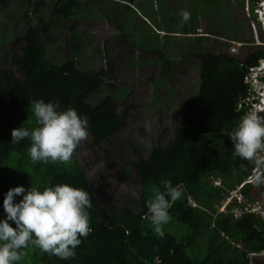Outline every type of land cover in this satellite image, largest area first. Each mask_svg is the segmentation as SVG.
<instances>
[{
    "label": "trees",
    "instance_id": "trees-1",
    "mask_svg": "<svg viewBox=\"0 0 264 264\" xmlns=\"http://www.w3.org/2000/svg\"><path fill=\"white\" fill-rule=\"evenodd\" d=\"M167 1L170 0H20L25 11L9 17L14 23L20 18L23 25L18 36L20 53L12 55L18 75L5 68L0 70V219L6 215L2 207L4 194L17 186L27 190L33 185L42 190L69 184L86 190L92 202L88 210L91 232L81 238L73 259L61 260L30 247L20 264H248L250 260L252 264H264V255L248 256V252L264 251V222L251 213L234 217L216 212L227 189L249 175L253 167L232 157L228 134L249 111L240 104L247 95L245 71L264 56V47H250L241 59L221 51L198 49L196 43L203 44L202 35L206 33L205 27L203 32L195 31L203 0H191L200 5L191 10L190 20L178 27L180 32H175L176 26L169 19L174 14ZM41 5L46 8L39 14ZM240 6L243 0H238L237 7ZM165 10H169L168 20ZM138 14L140 20L131 26ZM88 16L106 20L118 38L116 42L126 40L141 55L154 54L153 62L158 60L162 67L171 63L172 56H178L179 61L198 59L196 95L182 101L188 115L175 125L171 138L165 144L152 145L146 157L135 152L134 162H126L124 156L118 155L122 163L134 168L138 180L136 210L129 205L99 204L83 166L74 156L66 163L32 164L27 155L30 141L11 143L13 129L36 126L32 102L40 99L57 102L60 110L73 108L85 118L93 147L110 141L124 126L129 106L119 111L115 97L103 93L91 101L106 83L105 77L111 76L109 68L83 71L80 67L86 33L83 27ZM68 21L73 50L61 60L52 58L48 52L53 40L51 31ZM141 22L149 28L148 33H144ZM160 31H164L165 41ZM57 32L55 40L59 38ZM175 33L188 38L186 46L180 44L182 40L170 38ZM1 36L0 41L7 39ZM175 68L172 64L169 73ZM165 81L161 79L160 83ZM242 163L247 171L241 169ZM31 176L41 180L30 181ZM162 179L171 180L183 193L169 209L170 223H177L176 231L169 229V223L163 238L154 233L145 218L148 189L151 185L158 187ZM218 180L219 184H215ZM249 189L243 186L241 192L247 195ZM20 199L22 196H17L14 202ZM232 242L240 243V247Z\"/></svg>",
    "mask_w": 264,
    "mask_h": 264
},
{
    "label": "rangeland",
    "instance_id": "rangeland-1",
    "mask_svg": "<svg viewBox=\"0 0 264 264\" xmlns=\"http://www.w3.org/2000/svg\"><path fill=\"white\" fill-rule=\"evenodd\" d=\"M214 1L203 0L201 10L197 13L195 31L203 32L204 27L206 28V33L202 35L203 44L196 43L198 49L221 51L227 55L237 54L242 57L250 49L252 39L255 45L256 41L263 42L260 37L264 34V27L258 13L256 12L258 21L249 18V15L253 14L249 0H243V6L240 7H237L238 0ZM19 3L20 0H0V37L6 35L7 38L0 41V70L5 68L17 75L19 72L12 64V55L20 53L21 39L18 36L23 22L19 18L14 23L10 18H15L25 11V6ZM166 3L174 14L169 19L172 18V24L176 26L175 32H180L178 27L183 25L180 12L187 9L191 12L194 7L200 5L191 0H170ZM260 3L264 4V0H260ZM252 4L254 7L258 3L253 1ZM39 8V14H42L46 6L41 5ZM168 16L169 10H165L164 17L167 20ZM140 18L141 15L138 14L132 20L131 26L136 25ZM44 20L47 21V16ZM70 23L68 21L61 27L57 25L58 32L56 29L51 31L53 40L49 44L51 47H48V52L52 58L61 60L73 50L74 40L68 31ZM139 25L143 27L144 33L150 31L145 23L141 22ZM83 28L86 33L83 35L84 45L81 48L84 54L81 69L89 71L99 67L109 68L111 76L105 77L106 83L101 85L99 92L92 95L94 98L91 101L97 100L102 93L110 94L115 97L119 111L126 106L130 108L124 126L110 141L102 143L99 147L90 146L88 133L73 156L83 166L99 204L129 205L136 210L140 193L138 180L134 168L128 166V163H122L118 155L124 156L126 162H134L137 159L135 152L146 157L152 145L165 144L171 138L175 125L188 115L182 101L196 95L199 83L198 59L191 57L179 61L178 56H172L171 63L162 67L158 60L153 62L154 54L141 55L135 46L126 40L116 42L117 36L102 18L86 17ZM161 28H164L163 25ZM56 32L59 35L58 40L53 38L57 37ZM12 34L13 36H10ZM163 34L164 31H160L165 41ZM136 35L137 39L139 34ZM170 38L175 41L182 40L180 44L183 46L188 42V38L180 33H175ZM166 42L169 44L168 40ZM232 44L236 51H229ZM91 49L95 52H91ZM183 50L185 51L186 47ZM146 60L148 62H145ZM172 64H175L176 68L170 74L168 69L172 70ZM157 74L162 78L159 79ZM156 76L158 78L155 79ZM161 79H166L165 83L161 84ZM28 180L41 179L31 176ZM224 206L226 208L228 205L224 203ZM175 227L176 222L169 224L172 232L176 231Z\"/></svg>",
    "mask_w": 264,
    "mask_h": 264
},
{
    "label": "clouds",
    "instance_id": "clouds-1",
    "mask_svg": "<svg viewBox=\"0 0 264 264\" xmlns=\"http://www.w3.org/2000/svg\"><path fill=\"white\" fill-rule=\"evenodd\" d=\"M251 1L255 0H249L250 9L253 7ZM256 3L262 5L260 0ZM257 9L254 6L252 13L256 15ZM180 17L181 24H184L190 20L191 14L181 11ZM260 38L262 43L256 41L255 45L252 39L250 46L264 45V34ZM229 51H236L233 44ZM229 56L243 57L237 54ZM260 59L264 63L262 56L255 64L247 66L245 76L250 67L259 65ZM260 79L262 83H256L254 89L247 84L246 96L255 104L264 105V78L261 76ZM240 104L243 105L242 101ZM262 111L264 109L257 108L245 112L228 134L233 145L232 157L254 166L248 179L257 187L264 185V115L259 114ZM32 113L36 126L13 129L11 143L18 144L28 139L30 147L27 155L32 164L69 162L76 148L87 138L85 119L73 108L60 110L57 102H45L43 99L32 102ZM240 167L247 171L245 164L242 163ZM148 191L145 218L154 233L163 238L164 227L172 220L169 209L182 198L183 193L169 179H162L158 187L151 185ZM17 196H22V199L14 202ZM2 207L6 215L0 219V264H20L26 256L25 250L30 247L61 260L73 259L81 238L91 232L88 210L92 202L89 193L69 184H55L42 190L33 185L27 190L23 186L10 188L4 194Z\"/></svg>",
    "mask_w": 264,
    "mask_h": 264
},
{
    "label": "built area",
    "instance_id": "built-area-1",
    "mask_svg": "<svg viewBox=\"0 0 264 264\" xmlns=\"http://www.w3.org/2000/svg\"><path fill=\"white\" fill-rule=\"evenodd\" d=\"M258 2V0H255ZM261 22L264 24V4L256 10ZM264 78V63L263 59L259 60V65L256 67H250L249 72L244 77L248 87L254 89L256 83H262L260 77ZM242 104L248 107V110L252 109H264L263 104H255L251 101L250 97L246 96L242 100ZM264 115V111L259 113ZM254 166L251 169L249 175L244 177L237 185L227 189L224 199L216 207V212L229 213L234 217H239L243 213H251L260 217L264 221V185L253 186L249 182V176L252 174ZM215 184H219V181H214ZM243 186L249 187V193L247 195L241 192ZM224 203L228 206L225 208ZM233 246L239 247L238 244H232ZM250 256L253 253H249Z\"/></svg>",
    "mask_w": 264,
    "mask_h": 264
},
{
    "label": "crops",
    "instance_id": "crops-1",
    "mask_svg": "<svg viewBox=\"0 0 264 264\" xmlns=\"http://www.w3.org/2000/svg\"><path fill=\"white\" fill-rule=\"evenodd\" d=\"M255 216H256V215H255ZM257 217H258V216H257ZM258 218H260V217H258ZM260 219H261V218H260ZM261 220H262V219H261ZM262 221H263V220H262ZM263 222H264V221H263ZM232 244H233V242H232ZM234 244H238L239 247H240V243H236V242H234ZM249 253H253V256H256V255H264V251H261V253L248 252V256H250ZM248 264H252V261L250 260Z\"/></svg>",
    "mask_w": 264,
    "mask_h": 264
},
{
    "label": "flooded vegetation",
    "instance_id": "flooded-vegetation-1",
    "mask_svg": "<svg viewBox=\"0 0 264 264\" xmlns=\"http://www.w3.org/2000/svg\"><path fill=\"white\" fill-rule=\"evenodd\" d=\"M231 1H233V0H231ZM260 6H261V5H258V4H257V5H256V8H260ZM249 18H250V19L252 18V19H255V20L258 21V19L256 18V15H255V14H251V15H249ZM241 25H242V24H241ZM261 47H264V45L262 44ZM258 59H259V58H258Z\"/></svg>",
    "mask_w": 264,
    "mask_h": 264
}]
</instances>
